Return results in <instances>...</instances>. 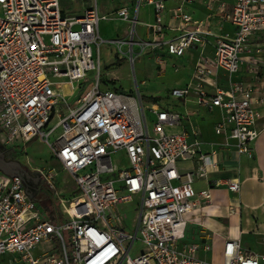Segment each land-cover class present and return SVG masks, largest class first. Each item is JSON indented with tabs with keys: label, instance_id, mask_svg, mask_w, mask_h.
Instances as JSON below:
<instances>
[{
	"label": "built area",
	"instance_id": "obj_1",
	"mask_svg": "<svg viewBox=\"0 0 264 264\" xmlns=\"http://www.w3.org/2000/svg\"><path fill=\"white\" fill-rule=\"evenodd\" d=\"M142 1L103 13L91 0L74 15L62 0H0V140L23 148L35 138L47 143L77 192L64 198L59 172L37 168L45 178L40 184L58 199L65 219L58 223L55 213L29 197L19 175L2 174L0 255H19L27 264H264V254L245 247L241 237L225 239L220 260L199 255L213 250L211 243L183 242L189 213L214 204L209 187L195 188L219 165L217 145L202 138L201 108L221 110L215 132L224 146L254 156L264 96L256 95L253 80L234 76L244 68L257 81L264 78V47L256 40L264 33V0H235L231 7L210 0L209 8L234 25L233 33H216L205 19H196L186 10L194 0H173L172 8L167 0H147L155 14L146 23L149 37L137 31ZM111 18L129 25L124 36L101 35V21ZM169 30L174 33L167 35ZM104 43L117 46L133 64L149 51L161 66L200 49L188 81L171 90L191 108L177 111L140 91L103 86ZM83 83V93L69 104ZM227 187L239 191L241 182L229 180ZM134 202L138 221L129 231L126 214L116 210ZM137 241L144 247L133 255Z\"/></svg>",
	"mask_w": 264,
	"mask_h": 264
},
{
	"label": "crops",
	"instance_id": "obj_2",
	"mask_svg": "<svg viewBox=\"0 0 264 264\" xmlns=\"http://www.w3.org/2000/svg\"><path fill=\"white\" fill-rule=\"evenodd\" d=\"M84 1L85 4L82 0L73 2L64 0V2L70 4L69 9L74 15L81 13L85 6L92 4L91 0ZM220 1H225L229 7H231L235 0ZM137 2L138 0H98V5L101 12L111 13L121 6L131 5ZM209 2L210 0H194L192 3L186 5V10L196 19H205L210 29L216 33H233L235 29L234 25L226 21L219 13L213 12L209 8ZM176 4L177 3L173 0H167L168 8H172ZM200 6H202V11H200ZM138 18L139 23L137 25V31L140 35L144 36V34H148L149 32L146 23H151L155 20L154 7L152 4L148 3L147 0L142 1ZM106 20L120 19L111 18ZM166 20H169V15H166ZM128 29L129 25L126 23L122 36L127 33ZM173 33L172 30H169L167 35ZM210 39L213 40L214 38L211 37ZM256 40L260 41L259 43L264 47V33L256 37ZM199 50L198 48L189 50L186 56L191 55L193 64L190 67L184 68V70H187L185 72L187 77L185 76V79L176 81V86H182L188 81ZM212 51L213 46L209 44L206 47V52L211 53ZM261 55L264 57V52ZM174 58L180 57L169 58V64L170 60ZM263 73L264 70L262 71V74ZM221 75L223 85H227L226 74L222 72ZM234 78L253 80L257 86L256 95L264 96V78L257 81L253 77V74L244 68L238 72ZM103 84V86H107V83ZM179 100L182 108H177V111H184L186 108H191L189 104L185 105L183 100ZM165 105L173 108V106L168 103ZM191 105H193V103H191ZM259 110L262 113V117L257 123L260 134L253 143V157L246 154H239L234 146H224L222 144L224 141L223 135L215 132V124L222 115L219 108H216L214 111L201 108L197 115L203 131L202 138L217 145L218 151L216 157L219 161V165L210 170L207 178L195 182V188L197 190L207 187L212 190L214 193V204L198 207L189 213L186 235L183 242L211 243L213 245V250H201L199 252L200 256L207 259H221V248L225 239L228 237H241L245 247L259 254H264V103L259 105ZM185 128L186 124L178 126L175 129L176 131H181ZM0 146L8 159H17L10 155V148H19L20 144L9 145L10 147H7L8 145H4L0 140ZM52 157L54 156L52 155ZM22 165L24 166V163H22ZM2 174L7 173L0 169V176ZM229 180H239L241 182L240 190L236 192L229 190L227 187V182ZM40 186L41 184L38 182V189H40ZM38 189L35 191V195L33 194L34 197L39 192ZM231 205L235 208L234 212L230 209ZM53 208L54 207H52V209ZM202 253H206L208 256H204Z\"/></svg>",
	"mask_w": 264,
	"mask_h": 264
},
{
	"label": "rangeland",
	"instance_id": "obj_3",
	"mask_svg": "<svg viewBox=\"0 0 264 264\" xmlns=\"http://www.w3.org/2000/svg\"><path fill=\"white\" fill-rule=\"evenodd\" d=\"M62 4L67 5L68 3L62 0ZM200 8V11H202V6ZM203 10L205 12L204 8ZM125 26L126 22L121 20H103L101 22L100 32L103 37H122ZM144 37H149V34H144ZM101 58L103 83H107L111 87L116 86L122 88L128 92L137 93L140 91L147 100L154 99L163 104L168 103L173 106L174 110L182 108L180 100L171 95V90L176 86V81L183 80L187 77L185 75L187 70H184V68L190 67L193 64L191 55L171 59L170 64L168 62L165 66H161L156 62L155 55L146 51L142 55L137 56L135 64H133L130 58L121 54L117 46L112 43H104L101 47ZM86 86L87 83H83L74 95L69 96V104H75L76 99L81 96ZM55 122L56 118L51 125ZM60 131L61 128L55 131L53 137L58 135ZM7 147L10 146L8 145ZM10 155L19 159L29 170L34 172H37V168L39 167L55 168L60 174L58 177L60 194L66 199H71L77 193L72 177L63 165L52 157L50 148L44 141L35 138L25 148H10ZM120 162L122 164H129L125 158ZM38 191L35 198L44 205H48L51 202V206H54L53 212H50L51 215L57 216L56 221L58 223L63 222L65 219L59 216L60 206L55 195L49 192L45 185H41ZM116 212L126 214L123 222L129 231H134L139 214L137 202L123 204ZM64 235L67 243H69L70 238L66 230L64 231ZM53 242L56 244V251L62 253L61 241L55 239ZM143 247L142 242L137 241L132 254H137ZM202 255L208 256L206 253H202ZM0 264H27V262L19 255L4 254L0 255Z\"/></svg>",
	"mask_w": 264,
	"mask_h": 264
},
{
	"label": "water",
	"instance_id": "obj_4",
	"mask_svg": "<svg viewBox=\"0 0 264 264\" xmlns=\"http://www.w3.org/2000/svg\"><path fill=\"white\" fill-rule=\"evenodd\" d=\"M0 169L12 176L19 175L21 179L24 181L26 193L29 195L30 198L33 195V191H36L38 189V182L45 179L39 172L31 171L26 166H23L21 161H19L18 159H8L4 151L1 149V146H0ZM26 172L30 176H35L34 179L36 181L30 180V177L26 178L25 176ZM32 184L35 185L34 188Z\"/></svg>",
	"mask_w": 264,
	"mask_h": 264
},
{
	"label": "flooded vegetation",
	"instance_id": "obj_5",
	"mask_svg": "<svg viewBox=\"0 0 264 264\" xmlns=\"http://www.w3.org/2000/svg\"><path fill=\"white\" fill-rule=\"evenodd\" d=\"M25 176H26V178H29V177H30V180L36 181V180L34 179V178H35V176H30V175H28V173H27V172L25 173ZM33 183H34V182H33ZM34 184H35V183H34ZM34 184H32V185H33V188H34V186H35ZM35 193H36V192H35V191H33V194H34V195H35Z\"/></svg>",
	"mask_w": 264,
	"mask_h": 264
},
{
	"label": "trees",
	"instance_id": "obj_6",
	"mask_svg": "<svg viewBox=\"0 0 264 264\" xmlns=\"http://www.w3.org/2000/svg\"><path fill=\"white\" fill-rule=\"evenodd\" d=\"M25 166V165H24ZM52 205V203L50 202V203H48V205H44L45 206V208L48 210V211H50V212H53L52 211V207H54V206H51Z\"/></svg>",
	"mask_w": 264,
	"mask_h": 264
}]
</instances>
